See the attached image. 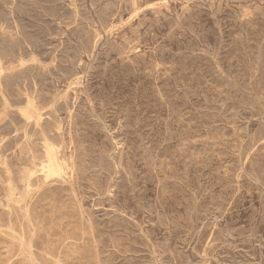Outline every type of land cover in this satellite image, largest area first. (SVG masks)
I'll return each mask as SVG.
<instances>
[{"label": "rangeland", "instance_id": "374dc122", "mask_svg": "<svg viewBox=\"0 0 264 264\" xmlns=\"http://www.w3.org/2000/svg\"><path fill=\"white\" fill-rule=\"evenodd\" d=\"M0 264H264V0H0Z\"/></svg>", "mask_w": 264, "mask_h": 264}]
</instances>
